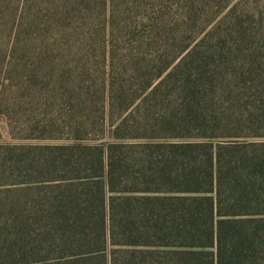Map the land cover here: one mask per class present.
Segmentation results:
<instances>
[{"label":"trees","instance_id":"1","mask_svg":"<svg viewBox=\"0 0 264 264\" xmlns=\"http://www.w3.org/2000/svg\"><path fill=\"white\" fill-rule=\"evenodd\" d=\"M7 1L27 29L0 54L39 62L22 133L65 142L0 144V264H264V37L224 10L189 39L161 0L127 24L106 0Z\"/></svg>","mask_w":264,"mask_h":264},{"label":"rangeland","instance_id":"2","mask_svg":"<svg viewBox=\"0 0 264 264\" xmlns=\"http://www.w3.org/2000/svg\"><path fill=\"white\" fill-rule=\"evenodd\" d=\"M111 1H113L114 5L111 4ZM122 1L123 0H106V9L104 7L102 8L101 4L99 5V8L104 14L103 23L105 20L106 23L109 21V24H112V22H114L113 24H127L121 22L124 20V16L121 14L122 11H129L128 14L130 15V11H140L146 6L142 0H125L123 1L124 5L121 4ZM161 5L163 7V13L176 21L175 24H172L173 28L180 26L186 27L187 34L185 36L192 40H198L204 37L207 32L217 25L214 24L216 21L215 17L219 12L224 10L221 16L230 10L236 12V15H238L243 22V24H238L240 30L247 32V34H252L256 38L264 37V0H161ZM4 6L10 9L9 12H12L15 9L16 3L14 4V2L12 3V1L8 0ZM115 6L117 8L116 12H114L113 21L110 12L112 9H115ZM91 9L98 11L94 5L91 6ZM188 12L192 15L189 24H179L181 14ZM19 13L20 10H18V18L14 17L11 20L8 16L0 15V47L2 46L9 50L15 38H18V33L22 29H27L25 25H23V19L22 23L21 19L19 20ZM29 17H31V15ZM137 21H144V19L140 20V17H138ZM137 21L129 22L128 24H138ZM228 22L232 21L229 20ZM18 24H22V26L17 32ZM106 25L108 27V24ZM226 26L227 22H223V24H221L222 30H224ZM228 26L232 28L234 24H228ZM24 38L28 39L29 36L25 35ZM33 38L34 36H31V39ZM18 41H20L19 38ZM24 42L25 41L22 43ZM6 56L0 54V91L6 93L3 102L6 103L8 107L11 108V112L13 111L15 114L14 117L12 116L10 124L4 121V119H0V144L52 145L65 142L64 140L33 139L27 137L28 135H25V133H22L25 116L28 115L27 109L29 107L24 105L21 98L16 97L14 91L17 85H22L28 79L33 80V78L36 77H32L30 72L21 69L20 66L26 65L27 70H30L31 65L36 66L39 62L36 61V59L28 58L27 55L22 56L20 54L13 60H11V58L6 59ZM18 60L19 62H17ZM41 73L43 72L39 74ZM34 81H40L42 83L40 78H36ZM9 126L10 130L7 133Z\"/></svg>","mask_w":264,"mask_h":264}]
</instances>
